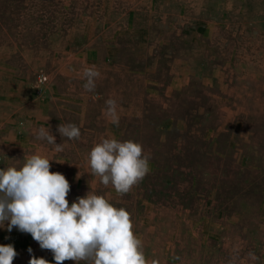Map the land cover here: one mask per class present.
<instances>
[{"label": "rangeland", "instance_id": "rangeland-1", "mask_svg": "<svg viewBox=\"0 0 264 264\" xmlns=\"http://www.w3.org/2000/svg\"><path fill=\"white\" fill-rule=\"evenodd\" d=\"M122 1L0 0V162L53 159L51 171L71 184L70 205L93 190L128 210L153 258L229 264L238 249L236 264H264V0L227 16L196 0L193 13L181 9L178 32L151 38L139 29L140 0L128 9ZM123 13L132 30L118 35L114 69L99 65L98 40L106 51L116 40L109 18ZM212 17L233 24L207 29ZM161 34L167 45L147 46ZM87 67L101 73L94 92L83 88ZM109 98L119 126L105 115ZM68 123L80 139L60 136L57 126ZM42 126L62 152L36 139ZM101 138L136 141L150 153L149 174L123 196L88 173Z\"/></svg>", "mask_w": 264, "mask_h": 264}, {"label": "clouds", "instance_id": "clouds-1", "mask_svg": "<svg viewBox=\"0 0 264 264\" xmlns=\"http://www.w3.org/2000/svg\"><path fill=\"white\" fill-rule=\"evenodd\" d=\"M100 78L101 73L95 67L85 68L84 90L94 92ZM36 88L40 89L39 84ZM105 103L109 122L119 126L117 101L109 98ZM57 131L64 139L81 138L80 128L73 123L60 124ZM34 134L36 139L53 145L55 152L64 150V144L56 142L50 128L42 126L34 130ZM52 160L33 154L26 157L21 167L0 168V227H5L8 222V232L16 228L30 234L42 250L52 253L55 264H64L68 260L76 264L81 261L87 264H158L156 260L146 258L143 241L134 232L128 210L116 207L93 190L77 197L70 205L71 184L63 173L51 171ZM149 161L150 153H145L139 142L101 138L89 154L88 173L99 177L101 184L111 185L123 196L149 174ZM233 252L238 254V249ZM236 254L229 264H236ZM17 255L12 244H0V264H13ZM249 256L258 259L255 253H249ZM29 264L53 262L33 256Z\"/></svg>", "mask_w": 264, "mask_h": 264}, {"label": "crops", "instance_id": "crops-1", "mask_svg": "<svg viewBox=\"0 0 264 264\" xmlns=\"http://www.w3.org/2000/svg\"><path fill=\"white\" fill-rule=\"evenodd\" d=\"M205 1V2H204ZM123 3H118L117 5H121L125 7V9L130 8L131 6V0H123ZM200 6L207 8V7H218L222 10L223 16L231 15L233 13L237 14H244V12H247L248 9H251L253 7V3L251 0H202V2L199 3ZM140 6L143 9L142 16H141V24L142 26L139 28L141 31L146 32L147 38H151L152 34L157 32H172V35L174 32H178L180 29V11L181 9L183 11H187L189 14L193 13L196 9V0H140ZM128 15V14H127ZM227 19H220L217 20L215 17H212L210 19H207L205 22L207 24V29L213 30L214 28H210L211 25H218L226 27H231L233 22L229 21ZM127 20V22H126ZM129 23V25H127ZM109 28L113 30L115 33V41L112 40L109 41L107 45V50H103L101 48V41L98 40L97 45V52L99 54L98 64L101 63L103 65L108 64H114L117 62L116 57L118 55V52L114 51L117 50L119 47V43L117 41L118 35H120V31H131L132 26L131 19L128 15L126 16V13H123V15H115L111 18H109L108 21ZM123 24V25H122ZM231 24V26H230ZM243 25V23H241ZM99 28V27H98ZM238 29V28H237ZM240 30H243L242 28H239ZM251 30L253 28L251 27ZM111 37V36H110ZM113 38V37H112ZM115 42V44H113ZM169 42L168 40L162 38L157 39L156 41H150L147 43V46H156V45H167ZM111 50L113 52H111ZM105 51V52H104ZM116 52V53H115ZM116 54V56H115ZM114 66H110V68L114 69ZM2 139V136L0 137V140ZM10 159V158H8ZM2 161V160H1ZM4 162V161H3ZM7 160L5 161V164L0 162V168H4V165H8ZM8 222H5V227H0V244H12L18 255L14 259L13 264H29L30 259L35 256L37 258L44 257L45 259L52 261L53 264L54 258L50 251L48 250H42L39 246V244L32 239L30 234L22 233L16 228H13L11 232L7 231L6 225ZM29 248H31V252L29 251ZM146 255V258L148 260H156L158 264H170V262L164 257L163 252L161 253L162 256L159 255V257H151L149 256V253L147 252V249H143ZM157 251V250H156ZM64 264H76L75 261H65ZM80 264H87L85 261H81Z\"/></svg>", "mask_w": 264, "mask_h": 264}, {"label": "built area", "instance_id": "built-area-1", "mask_svg": "<svg viewBox=\"0 0 264 264\" xmlns=\"http://www.w3.org/2000/svg\"><path fill=\"white\" fill-rule=\"evenodd\" d=\"M46 80H47V74H45L44 72H41V73L38 75V83H39V84H42V83H44Z\"/></svg>", "mask_w": 264, "mask_h": 264}]
</instances>
